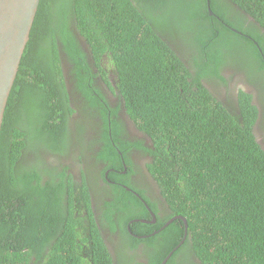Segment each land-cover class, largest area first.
Listing matches in <instances>:
<instances>
[{"label":"trees","instance_id":"16d2710c","mask_svg":"<svg viewBox=\"0 0 264 264\" xmlns=\"http://www.w3.org/2000/svg\"><path fill=\"white\" fill-rule=\"evenodd\" d=\"M72 2L67 8L76 9L95 66L109 86L103 60L113 67L127 113L151 140L149 170L172 215L145 240L149 264H162L172 252L167 264H264V148L254 129L258 109L254 94L240 89L231 95L229 86L241 74L243 81L264 89V0H223V6L218 0H74L75 8ZM70 26L60 1L42 0L0 138V264L99 262L96 253L86 261L76 255L78 246L69 240L34 247L46 242L47 216L54 214L57 236L85 219L81 211L80 220L75 214L80 207L71 187L59 202L61 213L46 199L35 169H17L26 153L69 151L72 110L58 41L73 59L78 88L97 105L92 69ZM227 68L238 74H224ZM103 113L106 148L114 155L100 157L118 169L108 124L117 145L124 124L119 108ZM132 144L125 140L120 151ZM177 215L186 219L187 229L182 219L165 227ZM87 248L95 250L93 244ZM31 254L37 261L27 258Z\"/></svg>","mask_w":264,"mask_h":264},{"label":"flooded vegetation","instance_id":"af4514ba","mask_svg":"<svg viewBox=\"0 0 264 264\" xmlns=\"http://www.w3.org/2000/svg\"><path fill=\"white\" fill-rule=\"evenodd\" d=\"M58 1L64 6L67 22L71 23L68 29L79 42L78 44L85 53L87 65L92 69L94 83L91 96L93 95L97 105L92 106L93 102L86 98L87 96L78 88L73 59L66 51L63 43L58 41L60 65L68 92L69 106L72 110L68 116L69 151L64 154L56 151L50 155L49 149L43 148L37 154L26 153L18 162L17 169L24 172L26 168H34L40 174L42 188H47L46 199L49 200V203L56 204V209L61 213L59 202H62L63 193L69 194L71 187L75 195L74 205L80 207V210L74 212L78 216L81 211L80 216L82 215L85 220L79 221L78 226H75L69 234H67L68 229H65L64 234L57 236L55 235L57 229L54 214L47 216L46 242L35 244L34 247L59 246L69 240L71 246H78L74 247L77 250L74 253L79 254L85 261L90 260V258L92 260L94 258L93 253L94 255L96 253L94 259L97 258L100 262L95 260L97 264L103 262L105 264H149L148 252H151V249L147 247L145 240L154 238L162 230L160 226L163 221L172 215L161 195L159 183L149 170L152 156L147 153L146 148H152L151 140L137 129L127 113L124 100L116 85L119 80L113 71V67L105 66L109 63L105 59L103 60L102 67L108 73L109 86L104 78L105 72L100 71L95 66L91 46L77 26L76 9L67 8L68 0ZM218 1L223 6V0ZM72 4L74 7V0ZM225 7L227 8L228 5ZM60 9L58 3L56 12L58 13ZM237 10L246 14L249 23H256L253 16L240 8ZM213 13L216 15L215 12ZM262 31L264 32L263 29ZM224 74L234 77L238 72L227 68ZM241 76V74L235 76L232 85H229L232 87L230 94H235V92L239 94L240 89L254 94L253 104L258 109V120L254 129L257 141L264 148V89L254 87L251 83L243 81ZM226 95L225 93L221 95L223 100L226 99ZM110 108H119V120L125 128V131H121L120 136H118L117 145L113 142L111 123L108 124L110 136L108 139H111L114 147L118 149L115 150L118 156L116 160L118 159L120 165L118 169L115 166L110 167L111 163L100 157L103 155L112 158L114 155L111 148H106V119L103 116V111ZM125 140L133 144L129 149L122 152L120 146H123ZM137 141L142 143L143 148L137 145ZM34 183L38 184L37 182ZM0 185L3 186V182ZM121 188H124L125 191L123 192ZM17 200L20 204L21 200ZM90 214L93 217H90ZM80 216H78L79 220L81 219ZM14 219L16 220L18 217L16 216ZM50 221L53 224H50ZM88 222L93 224V228L99 234L92 231L87 224ZM60 231L61 229H59ZM24 234H26L25 231ZM85 240H90L93 244L95 247L93 252L92 248H87V246H92L91 243L83 244ZM81 244L83 245L82 248L79 246ZM44 248L46 249V247ZM43 255H41V260L46 259V257L43 258ZM27 258L34 262L38 259L34 254Z\"/></svg>","mask_w":264,"mask_h":264},{"label":"water","instance_id":"95a60500","mask_svg":"<svg viewBox=\"0 0 264 264\" xmlns=\"http://www.w3.org/2000/svg\"><path fill=\"white\" fill-rule=\"evenodd\" d=\"M41 3L42 0H0V138L7 107ZM209 10L213 16L211 8ZM176 219H182L187 229V221L182 216L173 218L165 227ZM173 253L162 264H167Z\"/></svg>","mask_w":264,"mask_h":264},{"label":"clouds","instance_id":"9594fccd","mask_svg":"<svg viewBox=\"0 0 264 264\" xmlns=\"http://www.w3.org/2000/svg\"><path fill=\"white\" fill-rule=\"evenodd\" d=\"M215 15V14H214Z\"/></svg>","mask_w":264,"mask_h":264},{"label":"rangeland","instance_id":"374dc122","mask_svg":"<svg viewBox=\"0 0 264 264\" xmlns=\"http://www.w3.org/2000/svg\"><path fill=\"white\" fill-rule=\"evenodd\" d=\"M60 5V4H59Z\"/></svg>","mask_w":264,"mask_h":264}]
</instances>
